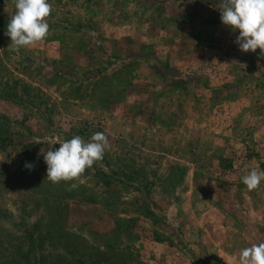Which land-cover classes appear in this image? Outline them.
I'll return each instance as SVG.
<instances>
[{"label":"rangeland","instance_id":"1","mask_svg":"<svg viewBox=\"0 0 264 264\" xmlns=\"http://www.w3.org/2000/svg\"><path fill=\"white\" fill-rule=\"evenodd\" d=\"M220 2L49 0L15 52L0 0V264H238L264 242V181L242 182L264 170V58ZM96 132L103 161L47 180L50 138Z\"/></svg>","mask_w":264,"mask_h":264},{"label":"clouds","instance_id":"2","mask_svg":"<svg viewBox=\"0 0 264 264\" xmlns=\"http://www.w3.org/2000/svg\"><path fill=\"white\" fill-rule=\"evenodd\" d=\"M15 13L7 24L6 36L11 38V50L19 52L43 42L49 35L48 17L52 12L49 0H14ZM222 23L239 36L235 43L240 51L247 53L261 50L264 58V0H221L219 4ZM244 68L246 65L241 64ZM53 146L44 153L47 165V180L53 184L61 181H80L87 169L103 161L105 152L111 145L103 132L94 133L88 142L76 135L70 140L49 139ZM29 170L34 165L26 164ZM264 181V170L253 167L242 177L249 191L259 190ZM71 188L77 187L72 183ZM238 264H264V242L253 243L239 252Z\"/></svg>","mask_w":264,"mask_h":264}]
</instances>
